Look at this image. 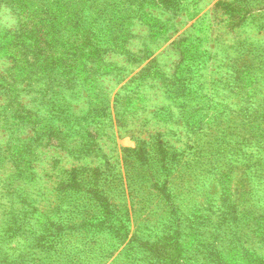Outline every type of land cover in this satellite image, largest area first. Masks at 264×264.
Returning a JSON list of instances; mask_svg holds the SVG:
<instances>
[{"label": "rangeland", "instance_id": "rangeland-1", "mask_svg": "<svg viewBox=\"0 0 264 264\" xmlns=\"http://www.w3.org/2000/svg\"><path fill=\"white\" fill-rule=\"evenodd\" d=\"M0 264H264V0H0Z\"/></svg>", "mask_w": 264, "mask_h": 264}]
</instances>
